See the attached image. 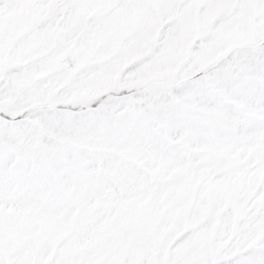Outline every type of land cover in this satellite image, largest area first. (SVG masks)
Segmentation results:
<instances>
[{"label": "snow or ice", "instance_id": "1", "mask_svg": "<svg viewBox=\"0 0 264 264\" xmlns=\"http://www.w3.org/2000/svg\"><path fill=\"white\" fill-rule=\"evenodd\" d=\"M0 264H264V0H0Z\"/></svg>", "mask_w": 264, "mask_h": 264}]
</instances>
